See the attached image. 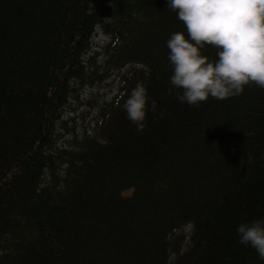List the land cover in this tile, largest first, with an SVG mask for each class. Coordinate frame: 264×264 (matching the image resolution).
I'll return each mask as SVG.
<instances>
[{"label": "trees", "instance_id": "obj_1", "mask_svg": "<svg viewBox=\"0 0 264 264\" xmlns=\"http://www.w3.org/2000/svg\"><path fill=\"white\" fill-rule=\"evenodd\" d=\"M167 5L0 0V264H264L237 232L264 218V88L180 102Z\"/></svg>", "mask_w": 264, "mask_h": 264}, {"label": "clouds", "instance_id": "obj_2", "mask_svg": "<svg viewBox=\"0 0 264 264\" xmlns=\"http://www.w3.org/2000/svg\"><path fill=\"white\" fill-rule=\"evenodd\" d=\"M167 8L187 32H175L167 41L170 84L180 102L198 106L209 98L241 95L245 86L264 88V0H168ZM206 45L217 49V59L203 55ZM149 104L155 112L157 102L138 84L123 105L137 131L146 127ZM237 232L239 243L264 260V218L242 223Z\"/></svg>", "mask_w": 264, "mask_h": 264}, {"label": "rangeland", "instance_id": "obj_3", "mask_svg": "<svg viewBox=\"0 0 264 264\" xmlns=\"http://www.w3.org/2000/svg\"><path fill=\"white\" fill-rule=\"evenodd\" d=\"M108 40V37L106 36V35H104V34H102V33H100V30L98 29L97 31H96V34L94 35V37H93V43H94V45H97V44H99V46L100 45H102L104 42H106ZM103 91V90H102ZM89 91H87L86 93H84V95H82L83 97H87V95H89ZM110 96V95H109ZM107 98H108V96H107ZM75 106H77V105H75ZM85 110V108L83 109V108H81V106L78 108V110L75 112V113H73V112H68V117H73V116H77V118L79 119V123L81 124V123H83L82 122V119L80 118V116L82 115V113H83V111ZM90 121H92V120H90ZM85 123H88V119L85 121ZM91 125H93V124H91ZM186 231H188V228L186 229Z\"/></svg>", "mask_w": 264, "mask_h": 264}, {"label": "bare ground", "instance_id": "obj_4", "mask_svg": "<svg viewBox=\"0 0 264 264\" xmlns=\"http://www.w3.org/2000/svg\"><path fill=\"white\" fill-rule=\"evenodd\" d=\"M106 90V89H105Z\"/></svg>", "mask_w": 264, "mask_h": 264}]
</instances>
